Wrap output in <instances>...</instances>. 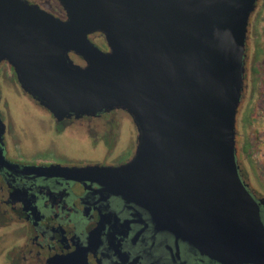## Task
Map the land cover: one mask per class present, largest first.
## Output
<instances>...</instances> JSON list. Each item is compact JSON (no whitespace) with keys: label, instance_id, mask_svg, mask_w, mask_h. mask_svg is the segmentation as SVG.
<instances>
[{"label":"water","instance_id":"water-1","mask_svg":"<svg viewBox=\"0 0 264 264\" xmlns=\"http://www.w3.org/2000/svg\"><path fill=\"white\" fill-rule=\"evenodd\" d=\"M56 1L65 19L28 0H0V62L58 120L128 112L140 144L119 192L221 264H264L260 204L236 157L259 0Z\"/></svg>","mask_w":264,"mask_h":264},{"label":"flooded vegetation","instance_id":"flooded-vegetation-1","mask_svg":"<svg viewBox=\"0 0 264 264\" xmlns=\"http://www.w3.org/2000/svg\"><path fill=\"white\" fill-rule=\"evenodd\" d=\"M28 1L66 18L65 12L53 10L50 0ZM261 2L250 17V36L257 32L256 14L264 11ZM97 35L105 38L96 33L92 40ZM11 93L25 95L42 115L21 103L17 111L25 122H17L8 98ZM43 115L50 124L42 122ZM34 118L43 124L51 146L58 147L65 137L84 142L83 161L70 156L71 162L61 164L48 154V144L45 150L26 152L20 133L32 137L27 123ZM139 136L134 118L121 109L58 120L22 89L13 66L0 62V264H221L158 225L141 199L119 192L127 182L123 171L137 155ZM243 151L249 160L244 147ZM236 157L264 222V193L252 187L238 151ZM88 167L94 169L65 171Z\"/></svg>","mask_w":264,"mask_h":264},{"label":"rangeland","instance_id":"rangeland-1","mask_svg":"<svg viewBox=\"0 0 264 264\" xmlns=\"http://www.w3.org/2000/svg\"><path fill=\"white\" fill-rule=\"evenodd\" d=\"M47 3H49L58 14L64 13L58 1L50 0L47 1ZM262 4L264 5V0L260 3V6ZM259 11L260 8L256 13ZM256 18H258L259 21L257 32H253L251 36L249 33L247 38L244 100L241 101L237 115L236 147L238 151V160H240L242 166L248 171L252 187L264 193V11L256 14ZM256 33L257 36L255 37L254 35H256ZM93 38V41L101 49L108 50L105 38L98 35ZM72 58L76 63L83 65L84 61L81 58L75 55H72ZM11 94L8 98L13 106V113L16 116L17 122L22 123V118L18 112V107L21 106V103L30 104L34 114H41L39 108L31 104L25 95H21V93L17 95ZM40 119L45 125L50 124V118L48 116L43 115ZM27 124H30L29 128L33 131L32 137L27 135L26 132L20 133V140L25 146L26 152L31 153L43 150V147L48 144L50 146L46 148L49 152L48 154L61 164L71 162L68 161L67 158L70 156L73 157L74 160L77 159L78 162L83 161L84 153L87 150L86 146H84V142L65 137L61 140L62 142L58 147L51 146L47 141L49 134L45 132L43 124L39 123L35 118ZM243 147L245 153L250 156L249 160L245 158ZM95 155L97 154L92 155L91 159L94 158Z\"/></svg>","mask_w":264,"mask_h":264}]
</instances>
